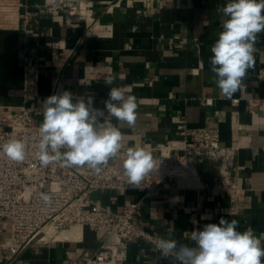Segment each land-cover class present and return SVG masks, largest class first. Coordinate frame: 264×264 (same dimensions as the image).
Wrapping results in <instances>:
<instances>
[{
  "label": "crops",
  "instance_id": "0c3cea01",
  "mask_svg": "<svg viewBox=\"0 0 264 264\" xmlns=\"http://www.w3.org/2000/svg\"><path fill=\"white\" fill-rule=\"evenodd\" d=\"M228 2L14 0L12 12H0V110L27 104L23 52L28 49L29 62L42 64L39 96L33 101L38 126L42 101L53 95L59 80L57 94L67 90L76 101L85 102L92 95L97 108L104 107L110 87L137 98L134 127L109 117L120 128L122 149L177 148L182 119L191 128H216L222 146L237 150L233 179L246 190L243 202L233 204L226 186L217 190L220 172L204 163L199 166L201 188H174L144 199L141 227L156 238L171 232L180 243L192 246L191 231L224 217L239 221L238 231L252 228L259 237L264 233V81L257 76L264 72V32L257 36L254 64L243 89L231 98L220 95L212 80L210 48L222 30V8ZM72 10L79 15L73 18ZM110 76L116 79L107 85ZM125 153L122 150L109 163L124 171ZM143 196L140 191H98L91 200L121 211ZM232 207L238 208L236 214L221 212ZM101 239V234L85 229L81 242L30 246L16 256L10 250V226L0 222V264H69L92 254ZM153 248L150 242L136 240L121 264H178L171 256L160 259Z\"/></svg>",
  "mask_w": 264,
  "mask_h": 264
},
{
  "label": "built area",
  "instance_id": "2783aa9c",
  "mask_svg": "<svg viewBox=\"0 0 264 264\" xmlns=\"http://www.w3.org/2000/svg\"><path fill=\"white\" fill-rule=\"evenodd\" d=\"M14 7V0H0V12H12ZM71 12L73 18L80 13ZM73 18L68 20L69 24ZM30 52L28 49L23 52L26 61L23 97L27 104L0 110V144L17 138L27 145L22 162L11 161L0 152V222L10 226L13 255L30 246L81 242L85 229H89L102 235L101 242L92 254L71 260L69 264H121L127 260L131 243L144 240L154 244L157 239L141 227L144 199L174 188H201L199 166L204 163L214 165L220 172L221 179L215 188L220 190L226 186L233 204L243 202L246 190L233 179L237 150L222 146L218 129L191 128L184 119L177 130L181 137L177 148L146 149L151 152L156 167L139 187L129 185L124 171L114 163H109L99 174L87 167H63L58 163L42 167L35 155L39 126L35 124L33 102L39 96L42 64L30 63ZM257 77L264 81V72ZM58 86L59 80L53 94H57ZM238 103L239 100L233 101ZM98 191H140L144 196L115 211L111 206L92 202L91 196ZM41 193L52 197L50 204L41 200ZM221 212L236 214L238 208H221ZM75 227L81 229L77 236L57 237Z\"/></svg>",
  "mask_w": 264,
  "mask_h": 264
},
{
  "label": "clouds",
  "instance_id": "9594fccd",
  "mask_svg": "<svg viewBox=\"0 0 264 264\" xmlns=\"http://www.w3.org/2000/svg\"><path fill=\"white\" fill-rule=\"evenodd\" d=\"M222 13V30L210 48V70L220 95L231 98L243 89L247 71L253 67L257 36L264 32V0H229ZM115 79L110 76L105 84L112 85ZM103 104V108L95 107L92 95L86 102L76 101L67 90L44 99L35 144L40 165L87 167L99 174L117 158L123 137L109 117L134 127L137 98L125 95L119 87H110ZM26 148L17 138L0 144V152L15 162L25 160ZM122 166L128 184L134 187H139L156 167L151 152L139 146L127 148ZM40 198L45 204L52 201L47 193H41ZM238 227L239 221L221 217L218 223H206L202 229L191 231L188 239L192 246L180 243L169 232L167 238L155 240L153 251L160 252V259L174 257L178 264H264V233L258 237L252 228L238 231Z\"/></svg>",
  "mask_w": 264,
  "mask_h": 264
},
{
  "label": "bare ground",
  "instance_id": "6f19581e",
  "mask_svg": "<svg viewBox=\"0 0 264 264\" xmlns=\"http://www.w3.org/2000/svg\"><path fill=\"white\" fill-rule=\"evenodd\" d=\"M251 157V155H250ZM249 157V158H250ZM239 161V160H238ZM244 165V164H243ZM237 167V166H236ZM241 167V166H240ZM239 173V172H238ZM242 173V172H241ZM239 176V175H238ZM81 232V229L80 227H75L71 232H67V233H63L61 235H57L58 238H66V237H70V236H77L78 234H80Z\"/></svg>",
  "mask_w": 264,
  "mask_h": 264
}]
</instances>
